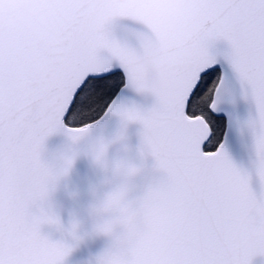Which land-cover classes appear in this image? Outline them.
I'll return each instance as SVG.
<instances>
[{
    "label": "snow or ice",
    "instance_id": "1",
    "mask_svg": "<svg viewBox=\"0 0 264 264\" xmlns=\"http://www.w3.org/2000/svg\"><path fill=\"white\" fill-rule=\"evenodd\" d=\"M57 134L68 145L46 156ZM234 135L251 141L259 195ZM81 155L103 174L95 264L264 257V0H0V264H65L80 223L51 196Z\"/></svg>",
    "mask_w": 264,
    "mask_h": 264
},
{
    "label": "water",
    "instance_id": "2",
    "mask_svg": "<svg viewBox=\"0 0 264 264\" xmlns=\"http://www.w3.org/2000/svg\"><path fill=\"white\" fill-rule=\"evenodd\" d=\"M120 25H129L132 27H142L128 20L118 21ZM223 47V44L219 45ZM134 95V94H130ZM145 105L151 104V98L142 101ZM245 110L242 107L241 113ZM117 127V122L112 121L108 124L107 130L104 132L106 136L111 135ZM139 126L130 125L128 130V145L130 148V156L136 159V149L139 143ZM68 145L67 138L57 134L50 137L46 143V156L57 154L63 151ZM120 149L119 145H113L109 150V156H114ZM229 152L234 162L248 170L251 173V186L257 195L261 192V184L259 178L255 175L252 162L255 160V154L251 149V141H241L235 135L231 138L229 144ZM138 162V160H137ZM151 158L148 159L146 167L137 178V184L146 185L153 178L151 171ZM101 171L93 163L90 156H79L68 176L61 179L56 190L51 196V204L54 212H56L62 220L65 227L69 221L75 219L79 221L80 227L78 234L82 237L79 244L74 248L71 254L66 258L65 264H95L96 256L108 247L110 240L103 235H97L92 232L95 217L90 214V205L94 202L92 196V188L102 179ZM45 232H51L53 239H60L61 233L55 231L54 228L45 226ZM64 238L69 243L72 242L71 237L64 234ZM254 264H264V257H257Z\"/></svg>",
    "mask_w": 264,
    "mask_h": 264
}]
</instances>
